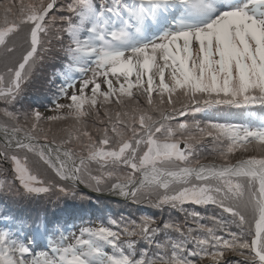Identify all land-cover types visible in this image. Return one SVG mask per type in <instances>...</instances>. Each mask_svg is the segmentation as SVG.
Instances as JSON below:
<instances>
[{"label":"snow or ice","instance_id":"6c2138e0","mask_svg":"<svg viewBox=\"0 0 264 264\" xmlns=\"http://www.w3.org/2000/svg\"><path fill=\"white\" fill-rule=\"evenodd\" d=\"M90 193L156 214L0 216V264H264V0H0V199Z\"/></svg>","mask_w":264,"mask_h":264},{"label":"trees","instance_id":"16d2710c","mask_svg":"<svg viewBox=\"0 0 264 264\" xmlns=\"http://www.w3.org/2000/svg\"><path fill=\"white\" fill-rule=\"evenodd\" d=\"M52 68L46 69L45 73L40 76L36 82L30 86L26 92L25 106L28 103H34L37 106L41 104L48 105L49 100L52 99L51 92L49 91V85L47 80L51 78ZM51 107V105H48ZM87 193V191H85ZM92 195L93 200L89 202H76L75 205L65 207L63 203L53 205L46 202H23L21 204H5V202L0 199V212L4 209V212L0 214L3 216L5 214H11L12 216L22 217V218H35L37 215L43 217L47 215L49 219L53 215H61L63 213L75 214L79 216H84L85 214H95L94 216L99 220H107V218L119 219L120 217H130L135 218L141 214L153 215L156 214V210L148 208L147 206H136L128 202H116L109 199L97 198L94 194ZM39 207L37 210L36 207ZM36 211V213H35ZM37 212L39 214H37ZM90 217V216H89Z\"/></svg>","mask_w":264,"mask_h":264},{"label":"bare ground","instance_id":"6f19581e","mask_svg":"<svg viewBox=\"0 0 264 264\" xmlns=\"http://www.w3.org/2000/svg\"><path fill=\"white\" fill-rule=\"evenodd\" d=\"M96 197V195H94ZM83 217H85L86 219H89L90 217L87 215H84ZM37 251H42V250H37Z\"/></svg>","mask_w":264,"mask_h":264},{"label":"water","instance_id":"95a60500","mask_svg":"<svg viewBox=\"0 0 264 264\" xmlns=\"http://www.w3.org/2000/svg\"><path fill=\"white\" fill-rule=\"evenodd\" d=\"M103 197H106V198H114V197H112V196H103Z\"/></svg>","mask_w":264,"mask_h":264},{"label":"rangeland","instance_id":"374dc122","mask_svg":"<svg viewBox=\"0 0 264 264\" xmlns=\"http://www.w3.org/2000/svg\"><path fill=\"white\" fill-rule=\"evenodd\" d=\"M36 250H45L44 248H37Z\"/></svg>","mask_w":264,"mask_h":264}]
</instances>
